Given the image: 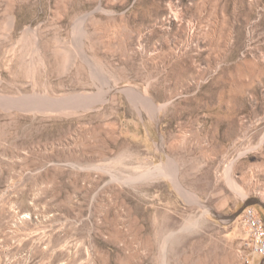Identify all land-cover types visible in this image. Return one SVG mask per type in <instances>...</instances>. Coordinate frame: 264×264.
Segmentation results:
<instances>
[{
    "label": "rangeland",
    "instance_id": "374dc122",
    "mask_svg": "<svg viewBox=\"0 0 264 264\" xmlns=\"http://www.w3.org/2000/svg\"><path fill=\"white\" fill-rule=\"evenodd\" d=\"M246 206L264 0H0V264H241Z\"/></svg>",
    "mask_w": 264,
    "mask_h": 264
},
{
    "label": "built area",
    "instance_id": "2783aa9c",
    "mask_svg": "<svg viewBox=\"0 0 264 264\" xmlns=\"http://www.w3.org/2000/svg\"><path fill=\"white\" fill-rule=\"evenodd\" d=\"M240 222L246 232L240 250L241 264H255L249 255L264 257V221L253 206H246L240 215Z\"/></svg>",
    "mask_w": 264,
    "mask_h": 264
},
{
    "label": "bare ground",
    "instance_id": "6f19581e",
    "mask_svg": "<svg viewBox=\"0 0 264 264\" xmlns=\"http://www.w3.org/2000/svg\"><path fill=\"white\" fill-rule=\"evenodd\" d=\"M159 166L160 165L155 166L154 169H149V168L148 169H145L143 172H141L140 174L136 175V177H138V178H152L153 176H155L157 174H162L163 175L164 174L163 173V170H161V168ZM228 180L232 184L233 181H232V179H231V177H230L229 174H228ZM240 196L242 198H244L246 195L244 193L240 192Z\"/></svg>",
    "mask_w": 264,
    "mask_h": 264
},
{
    "label": "water",
    "instance_id": "95a60500",
    "mask_svg": "<svg viewBox=\"0 0 264 264\" xmlns=\"http://www.w3.org/2000/svg\"><path fill=\"white\" fill-rule=\"evenodd\" d=\"M255 203L260 204V202H258V201H254V203H252V204H255ZM248 204H249V203H248Z\"/></svg>",
    "mask_w": 264,
    "mask_h": 264
}]
</instances>
